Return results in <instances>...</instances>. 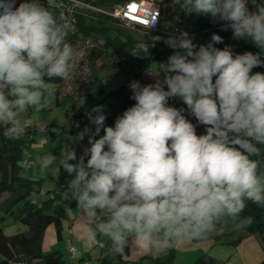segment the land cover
I'll return each mask as SVG.
<instances>
[{
	"label": "clouds",
	"instance_id": "obj_1",
	"mask_svg": "<svg viewBox=\"0 0 264 264\" xmlns=\"http://www.w3.org/2000/svg\"><path fill=\"white\" fill-rule=\"evenodd\" d=\"M53 2L0 0V125L7 126L6 138L19 139L21 114L46 109L53 81L71 74L70 24L50 11ZM180 8L223 22L222 30L250 40L259 52L217 48L223 38L215 33L199 46L186 31L170 36L165 43L174 51L163 75L152 74L149 84L130 82L135 103L113 126L105 123L104 106H96L87 114L95 130L85 127L75 138L88 137L79 158L64 144L59 156L40 159L42 169L57 165L72 177L71 198L95 225L85 238L100 247L98 237L106 238L115 254H124L130 238L181 246L227 218L247 228L253 223L243 215L247 202L264 208V72H253L264 67V0H180ZM173 99L186 107L170 105Z\"/></svg>",
	"mask_w": 264,
	"mask_h": 264
},
{
	"label": "trees",
	"instance_id": "obj_2",
	"mask_svg": "<svg viewBox=\"0 0 264 264\" xmlns=\"http://www.w3.org/2000/svg\"><path fill=\"white\" fill-rule=\"evenodd\" d=\"M43 0H40V2ZM90 5L105 11H112L116 7L133 1V0H83ZM156 3L162 10L161 28L157 32H148L140 27L131 26L136 30H141L151 36H157L158 39L153 41L148 46V52L144 48L138 47V40L134 38L128 31L118 27V23L108 15L101 13H94L93 18L88 19L86 15L75 14L73 16V37H94L102 41L101 48L97 49L92 47L88 53V59L91 62L101 60V68L109 69V74L119 75L120 63L125 58H133L132 53L142 55L140 62L155 61L157 64L159 75H163V63H166L168 57L173 54V49L170 48L165 41L167 40L164 32L172 28H180L189 33L193 42L199 45H207L211 40L213 33L220 35L223 38V43L216 44L215 47L223 49L228 46L231 47L236 54L251 51L254 54L259 52L250 40L247 39H234L233 33L229 29L222 30L224 23L221 21H213L211 17L199 15H185L180 8V0H156ZM168 6L171 7L168 10ZM249 9L255 10L253 5L249 3ZM53 13L60 15L64 13L55 7H52ZM65 19V18H64ZM93 20V21H92ZM148 38V37H147ZM146 49V48H145ZM140 52L142 54H140ZM261 59H264V51L261 52ZM116 59L111 64H107L106 60ZM144 65V64H143ZM264 72V67L254 68L253 72ZM136 80L140 81L142 85L153 83L141 77V73L136 75ZM63 80L55 79L53 84L60 86ZM101 79L97 76L86 84L83 90V95H93L101 93ZM58 92L56 91V95ZM132 93L130 90L124 89L120 92V102L114 106L113 115L111 118L106 119L107 126H113L116 118L123 114V112L132 106L135 101L132 100ZM170 105L183 108L186 107L177 99L169 101ZM99 104L92 105L85 114L88 118V113ZM95 115V113H93ZM187 116V111L185 112ZM193 124H196L194 117L188 116ZM6 125H0V199L2 195L8 194L10 198L8 202L1 204L0 212L8 215L13 222L20 223L26 227L23 233H17L11 236H6L3 233L2 222L4 215L0 216V264H64L61 262L62 252L60 250L44 251L42 249V240L44 232L49 226H54L56 231V238L58 241L62 240V221L66 219V210L62 205L55 203L54 197H47L40 201L37 197L41 192V180H32L27 178L21 173V160L23 147L26 140L22 139H9L4 136ZM200 134L204 133V128L200 129ZM103 134V132H101ZM33 140V136L29 137V142ZM79 158V156H78ZM72 177L69 176L63 169L60 170L59 175L56 177V187L54 193L57 191L69 192L68 181ZM46 193H43L45 195ZM36 199V203H31L32 199ZM245 216H251L253 223L247 228H243L245 236H261V242L264 243V208H261L251 202H247V207L243 213ZM230 223L234 226L233 221ZM223 221L216 224L215 228L220 227ZM235 227V226H234ZM236 228V227H235ZM237 229V228H236ZM244 235V234H243ZM102 241L106 238L98 237ZM240 240V239H239ZM237 240L236 243L239 241ZM261 246V245H260ZM106 249V248H105ZM105 251V250H104ZM103 253V249H102ZM129 246H125L123 255L117 254L116 259L104 257L99 258L102 264H173L172 251L166 255L147 257V260L140 258L136 261H124L129 256ZM86 260V259H85ZM213 258L206 253H202L192 264H211ZM259 264H264V258L261 259Z\"/></svg>",
	"mask_w": 264,
	"mask_h": 264
},
{
	"label": "rangeland",
	"instance_id": "obj_3",
	"mask_svg": "<svg viewBox=\"0 0 264 264\" xmlns=\"http://www.w3.org/2000/svg\"><path fill=\"white\" fill-rule=\"evenodd\" d=\"M21 2L23 0H17V5ZM40 3L46 6L47 0H43ZM52 7L54 6H50V11L53 12ZM170 9L171 7L168 6V10ZM87 18L91 19L92 17L87 16ZM118 27L133 35L138 40L139 48L145 49L158 39L157 36H151L144 31L136 30L125 24L118 23ZM73 28V25L70 26L66 37V42L71 44L75 53L71 62V74L63 80L60 86L53 84V91L47 96L46 109L40 112L29 109L21 114L20 119L23 124L25 120H31L36 132L33 135V140L29 142V136L24 132L22 125L20 136L27 142L23 147L20 164L22 166L21 173L24 176L32 180H41V192L46 194H40V201L49 196L54 197L55 203L62 205L66 210L67 216L71 217L69 220H92L94 227L93 219L77 208L76 202L71 198V193L65 191L54 193L56 187L55 179L59 175L60 169L57 165L50 166L46 170L42 169L40 167V159L49 153L59 156L60 149L64 144L74 147L77 151V156H80L83 153V149L88 147V137L86 135L83 141H78L75 138L85 127H88L91 131L95 130L94 125L85 116L89 108L95 104L103 105L106 117L111 118L114 106L120 102L121 90H130V82L136 80V75L139 73H141L143 79L154 81L155 77L152 74L159 75V70L153 60L140 62V59L144 57L140 52L142 55L138 54L133 58H125L120 63L121 74L107 76L109 69L101 68L102 61L97 60L92 63L87 56L92 47L100 49L102 41L94 37H73ZM113 61L116 62L117 58L106 60V63L111 64ZM93 76L101 79V93L83 95L84 87ZM56 91L58 92L57 95ZM41 126L48 128V136L39 131ZM201 128L202 126L197 125V134H200ZM9 198L8 194L2 195L1 204L8 202ZM3 215V213H0V216ZM69 225L71 226V223ZM2 229L6 236L26 231L24 225L13 222L8 215H4ZM69 229L72 232V228ZM237 240L239 241L236 243ZM261 240L262 238L259 235L245 236L243 230L236 229L230 223V218H227L223 220V224L220 227L214 228L203 238L189 239L181 246L164 242H146L141 245L132 238L129 239L126 245L129 246V252H131L132 256L141 255L145 260H147V256H144V254L149 249L152 257L166 255L172 251L173 264H192L202 253H206L214 259L211 264H259L261 259L264 258V243ZM102 243L104 247L99 245L92 247V243L88 244L86 242L88 245L86 248L92 253L95 252V254H98L103 249V251L105 250L103 252L104 255L115 260L117 254L111 251V242L104 239ZM78 245L81 246V244ZM79 246H77V249H79ZM86 248L83 249L86 251ZM54 249L60 250L64 258H67L65 240L58 242ZM89 262L90 264L98 263L95 260Z\"/></svg>",
	"mask_w": 264,
	"mask_h": 264
},
{
	"label": "built area",
	"instance_id": "obj_4",
	"mask_svg": "<svg viewBox=\"0 0 264 264\" xmlns=\"http://www.w3.org/2000/svg\"><path fill=\"white\" fill-rule=\"evenodd\" d=\"M257 2L260 3L262 0H257ZM52 5L64 13L65 21L70 26L73 24L72 19L75 14L93 16L94 13H101L110 16L119 24L137 26L148 32H157L161 28L162 10L156 0H133L116 7L112 11L99 9L83 0H54ZM181 31L183 30L178 27L172 28L164 32V38L168 39L170 36H178ZM23 130L29 137H32L36 132L33 122L29 119L25 120ZM39 131L48 136L47 127L41 126ZM40 194H43V192H40ZM31 203L35 204L36 199L33 198ZM67 252L71 258L78 257L76 248L71 245H68ZM81 264H90V262L84 260Z\"/></svg>",
	"mask_w": 264,
	"mask_h": 264
},
{
	"label": "crops",
	"instance_id": "obj_5",
	"mask_svg": "<svg viewBox=\"0 0 264 264\" xmlns=\"http://www.w3.org/2000/svg\"><path fill=\"white\" fill-rule=\"evenodd\" d=\"M39 196L37 197L38 199L40 198ZM69 218L71 217L69 215L67 216L66 214V219L62 221L61 235H62V240H65L67 258H64L62 253L61 262L64 264H81V262H83L86 259L88 261L95 260L98 263L102 264L99 260V258L105 256L104 253H102V250L98 254H95V252L92 253L86 248V246H88L86 242H88V244H91V242L85 238V233L88 231L89 228L93 227L92 220H69ZM70 223L71 226L69 225ZM69 228H72V232H70ZM58 242L60 241H58L56 238V231L54 226L47 227V229L44 232V236L42 240V249L44 251H53L55 250L54 248H56ZM78 244H81V246H79ZM68 245H71L76 248L78 252L77 258H71L69 256L67 252ZM77 246H79V249H77L78 248ZM91 246L93 247L94 245L92 244ZM83 248H86V251ZM145 248L147 249V247ZM144 256L147 257L151 256L149 249H147V252L146 254H144ZM140 258H143V256L141 255L132 256L130 252L128 258L124 259V261H133V260L136 261Z\"/></svg>",
	"mask_w": 264,
	"mask_h": 264
},
{
	"label": "snow or ice",
	"instance_id": "obj_6",
	"mask_svg": "<svg viewBox=\"0 0 264 264\" xmlns=\"http://www.w3.org/2000/svg\"><path fill=\"white\" fill-rule=\"evenodd\" d=\"M133 10H135V9H133Z\"/></svg>",
	"mask_w": 264,
	"mask_h": 264
}]
</instances>
